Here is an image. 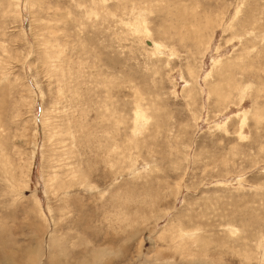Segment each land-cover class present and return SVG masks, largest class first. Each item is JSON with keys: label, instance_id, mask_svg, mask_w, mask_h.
<instances>
[{"label": "rangeland", "instance_id": "obj_1", "mask_svg": "<svg viewBox=\"0 0 264 264\" xmlns=\"http://www.w3.org/2000/svg\"><path fill=\"white\" fill-rule=\"evenodd\" d=\"M0 264H264V0H0Z\"/></svg>", "mask_w": 264, "mask_h": 264}]
</instances>
